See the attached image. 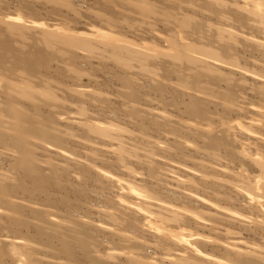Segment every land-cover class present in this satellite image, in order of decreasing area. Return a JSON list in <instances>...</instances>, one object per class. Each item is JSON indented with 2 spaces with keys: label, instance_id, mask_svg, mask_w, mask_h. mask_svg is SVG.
I'll return each instance as SVG.
<instances>
[{
  "label": "rangeland",
  "instance_id": "obj_1",
  "mask_svg": "<svg viewBox=\"0 0 264 264\" xmlns=\"http://www.w3.org/2000/svg\"><path fill=\"white\" fill-rule=\"evenodd\" d=\"M69 1L71 5L76 7L77 14L71 11L69 7L66 8L67 6H65L63 0H0V20L9 19L10 17L11 20L17 21L16 23L28 24L31 28L33 26L38 28L39 25L45 24L51 30L57 29L56 27H65L74 33L92 36L96 33L95 30L99 28L103 31L111 30L102 21L103 14H109L108 12L111 11L114 17L118 16L117 18L121 20L131 14V16H136L140 20L136 21L132 27H120V37L128 38L126 40H131L132 42H130L133 44L137 43V47H149V52L154 51L155 55L153 56L156 58H151V61H148V65L152 63L150 66L151 71L145 72L144 77L141 76L142 82H137V84L139 83L138 86L135 83V97L131 98L127 94L129 89L125 87L126 83L123 80L122 82L121 79H134L139 74L140 63L135 61L134 66L136 67L130 72V68L116 67L111 61H109L111 63H108V60L107 62L99 61L98 58L94 57L95 54L75 49L66 42L58 44L57 48L75 52L73 62L66 61V58L63 59L59 56L60 52L57 49L53 50L55 60L51 66L52 69L49 72H42L41 75L43 78H48L47 81L50 82L48 84L51 90L56 94V98H59L55 102L59 105V109L56 108L57 105L53 107L54 110H52V106L42 108L41 110L46 116L47 111L50 110H52V113L55 111L56 114L53 117L50 116L52 121L49 120L47 124L35 126L41 129L48 128L49 133H51L49 136L55 134L53 136L61 137L63 142L60 143L62 145L56 144L53 142V138L49 137V143L54 144L52 146L48 142L42 143L35 139V141L30 142V147L32 151L35 150V158L43 168L44 176L51 178L47 186L48 197L49 199L54 198L56 202L49 206L48 199L31 195L20 186L8 190L5 194L36 200L41 204L47 203L44 206L41 205V207L39 205L31 206L33 209L40 207L39 209L48 214L41 213L40 217L42 218L40 219L44 221L42 223L47 227L52 224L49 228L52 232L48 231L55 232L53 235L59 238L58 240L65 235L63 239L67 237L66 240L69 238L68 241L71 243L83 237H86L88 241L89 238H92L93 241H90L91 244L86 250L87 254L77 247L75 260L73 258L71 260L66 254H62L56 246L51 249L50 246L40 243L41 245H37L41 255H38V258L40 257L45 264H176L182 259L184 260L182 264H200L201 261L198 258L202 259L201 257L205 258L207 256V259H203L204 264H238L235 262V254L232 252L235 247L239 251L243 250L242 252H246V250L259 251L258 253L264 256V193L262 190L264 188V185H262L264 178H261L264 165V23H258V20L255 19L254 22L257 21L255 25L252 21L254 18L250 15L255 11L254 7L258 9L260 6L261 9L262 5L258 4V0H219L227 4L231 2L234 9L228 10L226 14H223L224 16L218 14L217 16L211 13L207 5L208 11L206 10V0L204 2L193 0L195 2L191 4L196 9L188 3V0H186L187 7L185 0H182L183 4L182 1L177 0L179 9H177L178 3L172 2L175 0H146L155 8V14L149 18L142 14L132 13L136 12L137 9V6H134L136 8L134 9L132 5H135L138 0H114L112 2L114 6L110 4L109 9L103 7L106 6L105 0ZM125 1L126 5L124 4ZM162 3H164L167 11L163 10L162 12L161 9H164ZM195 3H198V5H195ZM166 4H169L168 8ZM115 5L120 7H117L116 10ZM174 6H177L176 10ZM172 8L175 12L182 11V14L186 15L189 12L188 16L191 15L198 21L197 30L202 31L200 34V31H198L199 38H197L198 36L195 37L196 34L194 38L192 37V39H195V43H198L199 46L207 45L218 50L221 54L224 51L228 52V55L226 52H224L225 55H222L221 61L223 60L224 65L220 64L221 61L210 59L212 63L220 64L217 69L221 68L223 75L214 74L220 76L219 78L216 77L217 80L212 76L213 74L207 76V73H205V76L204 72H200L202 75L199 76L189 75L187 65L180 67L181 72L185 74L183 77L186 79H183L188 83L193 82L194 88L191 83L188 86L189 88L192 87L193 91H191L192 88L188 91L187 87V91H185V88L179 85L180 82L182 84V77L172 71L173 61L163 56V53L168 50L166 38L170 36L169 38L177 39L178 29L174 28V25L170 27V24L162 23L165 19H162L164 16L170 19L168 14L173 13L174 15V12H170ZM262 9H264V6ZM122 12L124 15H122ZM216 16L220 17L222 22ZM168 19L165 20L168 22ZM199 24L201 29L200 26L198 27ZM208 26L213 27L212 31L213 29L225 27V30L230 29V33L232 32L236 37L233 40H228V38H224L226 36L221 38L212 36V31ZM15 40L18 47L26 51L31 50V40ZM231 42L235 43L232 44ZM230 44L231 47H229ZM155 47L156 49L159 47L162 52L159 48V51H156ZM97 50L98 53L103 51L100 48ZM157 52L162 54L160 55ZM232 53L233 55H231ZM236 55L239 66L236 67L237 64L234 68V66H230L232 63L230 61ZM198 57L200 58V56ZM69 62L73 63L77 72L65 70ZM137 70L138 72H136ZM170 71L172 74H170ZM187 74L189 76H186ZM203 75L205 77H201ZM10 76L11 78L14 77L13 75ZM223 77H230L231 79L225 80ZM198 78H202L204 82L200 86L206 85L204 86L205 94L208 93L210 94L209 97H215L212 98V102V100L200 96L202 105L208 108L201 106V104L199 106L200 101H198V109H202L200 110V117H196L198 115L195 114V116L193 113L190 114L191 108L190 110L187 109L191 104L189 96H193V92H198L199 86L198 88L195 87L198 84ZM218 79H222L221 82ZM33 81L37 85L42 84L40 79L37 80L36 78ZM0 84L2 86L4 82H0ZM49 85L47 88H49ZM14 87V89H17L16 86ZM123 90H126V92H123ZM190 91L192 93H188ZM226 93L229 95H226ZM3 96L5 95L2 94L0 98L3 99ZM38 96H42V94H38ZM223 96H227L228 99ZM42 97L44 98V96ZM65 99L66 103L64 102ZM225 99L227 100L225 101ZM19 102L25 108H30H27L28 111L30 110L29 114L33 113L30 103L25 102L23 99H19L17 103ZM186 104L189 105L186 106ZM83 106L84 112L82 110ZM56 109H58L57 112ZM203 109L208 114L203 115ZM134 111H139V115L134 114L133 116L129 113H134ZM209 114L212 115L209 117ZM35 118L38 119L39 117L34 115ZM206 120L208 121L206 122ZM17 124L20 123L14 117H5L4 115L0 124V174L4 173L10 181L16 182L17 175L9 168L12 167L10 164L14 163L17 152H15L12 137L9 136V133L19 132ZM29 125L32 124L28 123ZM208 125L213 127V130L211 128L209 130ZM222 125L235 138L227 137L225 129L221 128ZM90 126L105 127L104 129H107V131H109L108 128L110 129L113 126L114 130L111 128L110 132L115 131L113 134L117 137L94 136L89 131ZM58 133L59 135H56ZM30 134L35 137L38 136L36 131H31ZM211 140L214 144L211 143ZM211 144L214 146H210ZM227 148L228 151L230 150L229 152ZM211 154L214 158H211ZM216 154L219 157L215 156ZM230 154L232 155L231 158L228 157ZM217 157L220 159H217ZM50 167L51 169L55 168L56 172L58 170V177L50 173ZM53 177L58 180H54ZM259 181L262 182V186H256L260 184ZM57 183L66 185L65 189H59ZM249 184L261 188H258L259 190L246 189ZM67 186L68 188H66ZM69 186L75 192L70 190ZM79 188L84 190V194L77 192ZM131 189L132 192L130 193ZM253 199L255 200L253 201ZM258 203L261 207L257 205ZM26 204L28 206L29 203ZM28 211H25V218L31 222L35 215H31ZM100 211H105L106 214L109 212L110 215L119 211L126 213L128 221L133 225L130 227L125 226L124 223H121L119 215H115L118 219L109 216L102 218L103 216L100 217ZM103 214L105 213L103 212ZM29 215L32 217L31 219H28ZM173 215L176 218L173 219ZM155 216H163L164 219H167L169 225L164 226L165 223L163 225L162 222H158L159 220ZM181 217L186 221L182 222ZM4 218H0V223L4 221ZM153 219L158 221L154 220L153 223ZM176 219L178 220L175 221ZM153 224L155 225L153 232L156 233V231L162 230L163 233L167 234L168 239L159 238L157 234L151 232L150 229H153ZM156 227L158 230H156ZM31 229L30 234L24 233L23 238L24 236H35L34 227ZM59 233L61 234L59 235ZM170 234L175 240L170 237ZM12 236H15L13 232L0 225V240L2 243L9 241L5 245L7 252H13L14 249L11 245ZM181 237H190L187 239L192 240L187 241L192 245L190 243L188 245L194 250L191 248L192 251L189 250L190 246H186L187 244L184 245L185 248L183 244L180 245L177 241ZM138 239L140 242H138ZM22 243L24 242L22 241ZM195 251L197 254H195ZM198 254H201V256ZM196 255L199 257L197 258ZM231 256L234 258V262L231 260ZM187 259L189 260L187 261ZM255 260L252 264H255ZM258 262L264 264L260 257L256 260L257 264Z\"/></svg>",
  "mask_w": 264,
  "mask_h": 264
},
{
  "label": "bare ground",
  "instance_id": "obj_2",
  "mask_svg": "<svg viewBox=\"0 0 264 264\" xmlns=\"http://www.w3.org/2000/svg\"><path fill=\"white\" fill-rule=\"evenodd\" d=\"M65 3V6H67L66 8H70V10L71 11H74L76 14H77V9H76V7L75 6H73V5H71V3H70V1L69 0H63ZM106 1V6H103V7H108L107 9H109V5L111 4H113L112 2H114V0H105ZM155 1V0H154ZM158 1V0H157ZM168 1H171V0H168ZM177 0H175V1H172V2H176ZM179 1H182V0H179ZM198 0H196V2H197ZM200 1V0H199ZM201 1H203L204 2V0H201ZM121 2V1H120ZM120 2H118V3H120ZM194 3L195 1H193V0H188V3ZM206 2V4H205V8H206V5L208 6L207 8L211 11V13L212 14H218V15H223L224 13L226 14L227 13V11L228 10H232V8L234 7V5H232L231 4V2L230 3H224V2H221V1H219V0H206L205 1ZM28 3V2H27ZM115 3H117V2H115ZM126 3V1L124 2V4ZM131 3V2H130ZM176 3H178V2H176ZM184 2L182 1V4H183ZM122 4V3H121ZM127 4V3H126ZM125 4V5H126ZM163 4V6H164V3H162ZM185 4H186V7H187V3H186V0H185ZM258 4L259 5H262L261 6V9H260V6H259V8L258 9H256L255 7H254V10L255 11H253L252 13L253 14H250L251 15V17L253 16V18H251V19H253L252 21L254 22V20L256 19V20H258V23H261V24H263L264 23V12L262 13V11L264 10V9H262L263 8V6H264V0L262 1V0H258ZM257 4V5H258ZM104 5V4H103ZM118 5V4H117ZM117 5H115L116 7V10H117V7H120V6H117ZM129 5V4H128ZM131 5V4H130ZM169 4H166V6H167V8L169 7L168 6ZM178 5V7L177 6H174V8H175V10H176V7H177V9H179V3L177 4ZM181 5V4H180ZM192 5V4H191ZM190 5V6H191ZM195 5H198V3L196 4L195 3ZM203 5H204V3H203ZM256 5V6H257ZM112 6H114V5H112ZM133 7L134 6H137V9L134 7V9H136V12H132V13H134V14H142V15H145V17H151L153 14H155V8H153L151 5H150V3H148L146 0H138V1H136V3H135V5H132ZM162 6V8H164V9H161L162 10V12H163V10H166V8H165V6L163 7ZM185 6V5H184ZM183 6V7H184ZM189 6V5H188ZM192 6H194V5H192ZM21 7V6H20ZM158 7V6H157ZM173 7V6H172ZM195 7V6H194ZM113 8V7H112ZM112 8H110V9H112ZM132 8V7H131ZM192 8V7H191ZM207 8H206V10H207ZM246 8V7H245ZM173 9V8H172ZM171 9V10H172ZM194 9V8H193ZM192 9V10H193ZM195 9H196V7H195ZM234 9V8H233ZM113 10V9H112ZM170 10V12H174V15H173V13L171 14V13H167L168 15H170L169 17H170V19H168V17H166V16H164L162 19H168V22H167V20H165L164 19V21L162 22V23H164V22H166V24H170V27H171V25L173 26L174 25V28H177L178 30H177V39H172L173 37V35L171 36L172 38H166L167 39V42H168V50H167V52H165V53H163L164 55L163 56H165V57H168V58H170V60H172L173 61V63H174V67L172 66V71L175 73V74H178V75H180V77H182V79H181V81H182V84H181V82H180V84L179 85H181L183 88H185V91H187L186 90V87L188 88V91H189V89H191L192 87H193V85H192V83L193 82H190L191 83V85H192V87L191 88H189L188 86L190 85V83H188L185 79V77H183L185 74H183L182 72H181V68H182V66H184V65H187L188 66V68L187 69H189L188 71L189 72H187V73H189V75H193V76H199L201 73L200 72H204L203 74H205V73H207V76H208V74H213L212 76H214V78H216V77H220V76H222L223 75V73L221 72V68L218 70L217 68V66H220V64H223V60L221 61V59L223 58V54H224V52H226V51H224L223 52V54H221L220 52H218V50H215V49H213V48H210V47H208L207 45L206 46H204V45H202V46H199V44L198 43H195L194 42V40L195 39H192V37L194 38V36H195V34H196V36L195 37H197L198 35V31H200L199 32V34L201 33V31L202 30H197V24H198V21L197 20H195V17L193 18V17H191V15L190 16H188V14H189V12H188V14L186 15V14H182L183 12L182 11H180L179 13H178V11H176L175 12V10L173 9L172 11ZM189 10V9H188ZM198 10V9H197ZM204 10V9H203ZM202 10V11H203ZM206 10H205V12H206ZM119 11H120V9H119ZM122 11V10H121ZM167 11V10H166ZM166 11H164V12H166ZM201 11V12H202ZM208 11V10H207ZM209 11V12H210ZM260 11H261V13H260ZM114 12V11H113ZM185 12V11H184ZM186 12H187V10H186ZM109 14H106V15H104L103 14V19H102V21L105 23V25L107 26H109L110 28H111V30L109 29V30H107V31H109V32H107V31H103V29H97V30H95V34H92V36H93V38H91L90 36H88V35H86V34H82V33H74L73 31H71L70 29H67V28H58V27H56L57 29H55V30H51V29H49L50 27H47V26H45V24H41L42 26H40L39 25V27L37 28V27H35L34 28V26L31 28L28 24L27 25H25V24H19V22L18 23H16L15 21H13V20H11L10 19V17H9V19L7 18H4V19H1L0 20V82H4V85H2L1 86V84H0V96L3 94V95H5V96H3V99L2 98H0V124H1V121H2V117H3V115L5 116V117H10V116H12V117H14L16 120H18L19 121V123L20 124H17V126L19 127V132L18 133H9V136L10 137H12L11 139H12V144H14L13 146H14V148H15V152H17V155H16V157L14 158V157H12V158H14V163L11 165L10 164V166H12L11 168H9L10 169V171H12V172H14L16 175H17V178H16V180H17V182L16 181H10L9 179H8V177L6 176V175H4V173L2 174H0V209H1V212H0V218H4L3 220V222L2 223H0V225L4 228H7V230H9V231H11V232H13L14 234H15V236H12L13 237V239H11L12 240V246H13V252L12 251H9V252H7L6 250H5V248H6V243L8 242L9 243V241H7L6 243H5V241H4V243H2V241L0 240V264H45L44 262H42L41 261V258L39 259L38 258V255H40V252H39V250H38V246L39 245H41L40 243H44L45 245H48V246H50V248L51 249H53L55 246L56 247H58L59 248V250H60V252L62 253V254H66V255H68L70 258H71V260H72V258L74 259L75 258V251H76V249H77V247L78 248H80V249H82L86 254H87V252H86V250H87V248L90 246V244H91V240H92V238L90 239L89 238V241H88V239H86V237L84 238H79V240L78 239H76L75 240V242H73V243H71V242H69L68 240H70L69 238H68V240H66V238L65 239H63L64 237H65V235L63 236V238H61L60 240H58L59 238H56V236L55 235H53V233H55V232H53V233H51L52 231L51 230H49V228H50V226L52 225V224H50V222H49V224H50V226L49 227H47V226H45V224L44 223H42V222H44V221H42V219H40V218H42V217H40L41 216V213H43V214H46V215H48L47 213H45L43 210H41V209H39L40 207H41V205H46L47 203L49 204V206H50V204H55L54 202H56V201H54V198H52L51 196V198L52 199H49V194H48V189H47V186H48V184H49V182H50V180H51V178H48V177H46V176H44V170H43V168L39 165V163H38V161H37V159L35 158V155L36 154H34V151H32V148L30 147V142L31 141H35V139L37 140V141H40V142H42V143H49V141H48V138L49 137H52L53 138V142L54 143H58V144H60L61 142H63V140H61L62 138L61 137H59V136H53V135H55V134H52V136H49V134H51V133H49V129L48 128H45V129H41L40 127H37L38 125H41V126H43V125H45V123L47 124L48 123V121L50 120V121H52V119H51V117H53L56 113H52V110H54L55 108H53V107H55L56 105H57V107L56 108H58L59 109V105L58 104H56L55 102H56V100L57 99H59V98H56V94L54 93V91H52L51 90V88H50V85L48 84V83H50V82H48L47 81V79L48 78H43V76L41 75V73L42 72H49V71H51V66L53 65V63H54V60H55V57H54V51L53 50H55V49H57L59 52H60V55L59 56H61L63 59L64 58H66V61L67 60H69V61H71V62H73V59L75 60V56H74V54H75V52H73V51H64V50H62V49H59V48H57V46H58V44H60V43H62V42H66V43H68L71 47H75V49H79V50H84V51H86L87 53H90V54H95L94 55V57L95 58H98L99 59V61L100 60H102V61H106L107 62V60H108V63H114L115 65L114 66H124V67H127V68H130L129 69V71L131 72L132 71V69L133 68H135L136 66H134V64H135V61L137 62V63H140L139 64V69H140V71L138 72V70L136 71V72H138L139 74H137V76H135L134 77V79H131V80H128V79H126V78H122L121 79V81L123 80L126 84H125V87L127 88V89H129V91H128V95L132 98V97H135L134 95H135V88H134V85H135V83H136V85L138 86V84H137V82H142L141 80V76H143V75H145L146 73L145 72H149V71H151L150 69V66H151V62H149V63H151L150 65H148V61H151V58H154L155 56H153V55H155V53H153L154 51H152V53H150L149 52V47H145V46H142V47H137L136 46V44H133V43H131L130 41H127L126 39H128V38H125V37H120V35H121V31L119 30V28L120 27H125V26H128V27H132L135 23H136V21L138 22V20H140L139 18L137 19V17L136 16H131V14H129V15H127L126 17H125V19L124 20H121L120 18V20L115 16H113V14L111 13V11L110 12H108ZM123 13V12H122ZM208 13V12H207ZM210 13V14H211ZM231 13V12H230ZM229 13V14H230ZM251 13V12H250ZM260 13V14H259ZM162 14V13H161ZM261 14H263V15H261ZM116 15H118V14H116ZM120 15V14H119ZM122 15H124V13L122 14ZM163 15V14H162ZM162 15H161V17H162ZM165 15V14H164ZM217 15V16H218ZM231 15V14H230ZM237 15H239V14H237ZM80 16V15H79ZM193 16V15H192ZM216 16V18H218V20L220 19V22H222L221 21V18L220 17H217ZM224 16V15H223ZM236 16V15H235ZM141 17V16H140ZM142 17H144V16H142ZM160 17V16H159ZM160 17V18H161ZM204 17V16H203ZM237 17V16H236ZM148 18V19H149ZM211 18V17H210ZM227 18V17H226ZM202 19H204V18H202ZM206 19V18H205ZM208 19V18H207ZM224 19H225V17H224ZM247 19V18H246ZM22 21H23V19H21ZM145 20V19H144ZM144 20H143V22H144ZM210 20V19H209ZM27 21V20H26ZM157 21H161V20H157ZM211 21V20H210ZM226 21H227V19H226ZM226 21H225V23H226ZM249 21V20H248ZM140 22V21H139ZM142 22V21H141ZM142 22V23H143ZM205 22V21H204ZM224 22V21H223ZM228 22V21H227ZM257 21H255L254 22V24L256 23ZM27 23V22H26ZM46 23V22H45ZM153 23V22H152ZM239 23H240V21H239ZM257 23V25H259ZM140 24V23H139ZM218 24V23H217ZM220 24V23H219ZM218 24V25H219ZM230 24V23H229ZM243 24H244V22H243ZM165 25V24H164ZM204 25V24H203ZM212 25H213V23H212ZM256 25V24H255ZM139 26V25H138ZM166 26V25H165ZM169 26V25H168ZM200 26V24L198 25V27ZM215 26H217V25H215ZM238 26H240V25H238ZM245 26V25H244ZM150 27V26H149ZM169 27V28H170ZM228 27V26H227ZM259 27H260V25H259ZM151 28V27H150ZM153 28V27H152ZM164 28V27H163ZM208 28H210L211 29V31H212V26L211 27H209L208 26ZM214 28H217V27H214ZM225 28V27H224ZM224 28H218V29H213V31H212V36H218V37H222V36H226V37H224V38H228V40H233V39H235V37H236V35H234V34H232V32L230 33V29L229 30H225ZM243 28V27H242ZM200 29H201V26H200ZM203 29V28H202ZM149 30H151V29H149ZM148 30V31H149ZM168 30V29H167ZM259 30H260V28H259ZM229 31V32H228ZM249 31H250V29H249ZM254 31V30H253ZM207 32V31H206ZM209 32V31H208ZM209 33V34H210ZM253 33V32H252ZM204 34V33H203ZM206 34V33H205ZM204 34V35H205ZM210 34V35H211ZM255 34H256V32H255ZM258 34V33H257ZM82 35H84V36H82ZM162 35V34H161ZM207 35H208V33H207ZM207 35H206V37H207ZM248 35V34H247ZM252 35V34H251ZM159 36H160V34H159ZM240 36V35H239ZM200 36H198L197 38H199ZM205 37V36H204ZM209 37V36H208ZM18 39V40H20V41H22V40H25V39H27V40H31V42H32V46H31V50H29V51H26V50H23L21 47H18L16 44H15V39ZM214 38V37H213ZM206 39V38H205ZM211 39V38H210ZM241 39V38H240ZM217 40V39H216ZM227 40V41H228ZM253 41V40H252ZM255 41V40H254ZM222 42V41H221ZM238 42V41H237ZM240 42V41H239ZM242 42V41H241ZM256 42H258V41H256ZM232 44L233 43H235V42H231ZM215 44V43H214ZM226 44V43H225ZM229 44V43H228ZM252 44V43H251ZM255 44H257V43H255ZM138 45V44H137ZM151 45V44H150ZM153 45V44H152ZM156 45V44H155ZM166 45V46H167ZM210 45V44H209ZM235 45V44H234ZM249 45V44H248ZM65 46V45H64ZM204 46V47H203ZM211 46V45H210ZM213 46V45H212ZM250 46V45H249ZM253 46V45H252ZM258 46H260L259 44H258ZM264 46V45H263ZM229 47H231V44L229 45ZM251 47V46H250ZM64 48V47H63ZM102 49L103 51L102 52H99L98 53V50L97 49ZM153 48V47H152ZM152 48H151V50H152ZM159 48V47H158ZM156 49V47H155V49H156V51H159V49ZM255 48V47H254ZM264 48V47H263ZM223 49V48H222ZM226 49V48H225ZM224 49V50H225ZM232 49V48H231ZM238 49V48H237ZM251 49H253V48H251ZM56 50V52H58ZM60 50H62V51H60ZM97 50V52H95ZM228 50V49H227ZM160 51L162 52V50L160 49ZM164 51V50H163ZM231 52H232V50H231ZM158 54H160L159 52H157ZM157 53H156V55H157ZM227 53V55H228V52H226ZM236 53V52H235ZM262 53V52H261ZM162 54V53H161ZM160 54V55H161ZM225 55V54H224ZM226 55V57L228 58V56ZM230 55V54H229ZM231 55H233V53L231 54ZM235 55V54H234ZM198 56H200V58L198 57ZM225 57V56H224ZM239 57V56H238ZM156 58V57H155ZM230 58V57H229ZM263 58H264V56H263ZM167 59V58H166ZM210 59H213V61H215V60H217L218 62H220V64L219 65H217V64H215L214 62V64L210 61ZM154 60V59H153ZM152 60V61H153ZM109 61H111V62H109ZM158 61V60H157ZM71 62H69V64L68 65H66L67 67L65 68V70H67L68 72H77V70H75V66L73 65V63H71ZM230 62H232L231 63V67L232 66H234V68H235V66L239 63L238 62V58H237V55H236V57H234L233 58V60H231ZM224 65V64H223ZM8 66H9V68H8ZM134 66V67H133ZM216 66V67H215ZM222 66V65H221ZM239 66V64L236 66V67H238ZM76 67H77V65H76ZM123 67V68H124ZM181 67V68H180ZM223 67V66H222ZM185 68H186V66H185ZM64 69V68H63ZM231 69V68H230ZM233 69V68H232ZM244 69V68H243ZM81 70V69H80ZM153 71V70H152ZM63 72H65V71H63ZM222 74H221V73ZM248 72V71H247ZM66 73V72H65ZM152 73V72H151ZM217 73H219V75L220 76H216V75H214V74H217ZM245 73V72H244ZM75 74H77V73H75ZM170 74H172L171 73V71H170ZM225 74V73H224ZM10 75H13L14 77H12L11 78V76ZM188 74L186 75V76H189ZM202 75V74H201ZM218 75V74H217ZM41 76V77H40ZM45 76V75H44ZM148 76V75H147ZM153 76V78H154V74L152 75ZM172 76V75H171ZM205 76H206V74H205ZM204 75L203 76H201V77H205ZM227 76V75H226ZM74 77H76L75 75H74ZM126 77V76H125ZM144 77V76H143ZM179 76H178V78H180ZM13 78H16V79H13ZM36 78H37V80L38 79H40L41 81H42V84L41 85H37V83L35 84V81H33V79H35L36 80ZM119 78V77H118ZM183 78H185V79H183ZM222 78V77H221ZM256 78V77H255ZM187 79H189L188 77H187ZM223 79H231L230 77H223ZM196 81H197V79H195ZM216 80H217V78H216ZM219 81L220 80H222V79H218ZM122 81V82H123ZM146 81V80H145ZM145 81H144V83H145ZM149 81V80H148ZM154 81V80H153ZM192 81V80H191ZM194 81V80H193ZM38 82H40V81H38ZM198 84H196V88H198V86H199V88H198V92H193V96H189V101H191V104L189 105V104H186V106L187 105H189L188 107H187V109H189L190 110V108H191V110L189 111L190 112V114H196V115H198V116H196V117H200L201 116V112H200V110H202V109H198V105H197V103H198V101H200V96H203V98H207L208 100H212V102H213V99L215 98H213L212 96L211 97H209V95L210 94H205L206 92H205V87L204 86H206V85H203V86H200L201 84H202V82H203V80H202V78H198ZM221 82V81H220ZM200 83V84H199ZM204 83V82H203ZM21 85H24V86H21ZM47 85V86H46ZM48 85H49V88H47L48 87ZM14 86H16L17 87V89H14L15 87ZM124 86V85H123ZM145 86V85H144ZM44 87H45V89H44ZM181 87V88H182ZM194 88V87H193ZM193 88L191 89V91H193ZM195 88V89H196ZM133 91H132V90ZM152 89V88H151ZM157 89V88H156ZM184 90V89H183ZM126 92V90H123V92ZM132 91V92H131ZM188 92V93H192V92ZM2 93V94H1ZM36 93H38V94H42V96H44V98L42 97V96H38V94L37 95H35ZM184 93V92H183ZM67 94V93H66ZM83 94H84V92H83ZM215 94H216V92H215ZM225 94V93H224ZM126 95V94H125ZM124 95V96H125ZM128 95H127V97H128ZM184 95V94H183ZM192 95V94H191ZM226 95H229V94H227L226 93ZM38 96V97H37ZM79 96V95H78ZM81 96V95H80ZM184 96H186V95H184ZM196 96H199V97H196ZM41 97V98H40ZM82 97V96H81ZM85 97V96H84ZM126 97V98H127ZM223 97H227V96H223ZM46 98V99H45ZM209 98H211V99H209ZM213 98V99H212ZM222 98V97H221ZM19 99H23V100H25V102H28V103H30L31 105H32V110H33V113L31 114H29V111H28V109H30V108H25L23 105H21L20 103L22 102H19V103H17L18 102V100ZM45 99V100H44ZM85 99H86V97H85ZM227 99H228V97H227ZM227 99H225V101L227 100ZM17 100V101H16ZM46 100H49V101H46ZM128 101H129V99H127ZM126 100V101H127ZM53 101V102H52ZM110 101V100H109ZM42 102H43V104H42ZM62 102V101H61ZM65 103H66V99H65V101H64ZM64 103V104H65ZM130 103V102H129ZM188 103V102H187ZM227 103V102H226ZM55 104V105H54ZM111 104V103H110ZM128 104V103H127ZM200 104H201V106H203L202 105V102L200 101V103H199V106H200ZM213 104V103H212ZM42 105H43V107H42ZM129 105V104H128ZM28 106H29V104H28ZM45 106H48V107H50V106H52L51 108H52V110H50V111H47L48 113L50 112V114H48L47 112H45V113H47V116L46 115H44V113L42 112V108H44ZM220 106H221V103H220ZM262 106V105H261ZM203 107H206L207 108V106H203ZM46 108V107H45ZM127 108V107H126ZM130 107L128 106V109H129ZM178 108V107H177ZM58 109H56V112H57V110ZM208 109V108H207ZM45 110V109H44ZM43 110V111H44ZM82 110H83V112H84V106H83V108H82ZM130 110V109H129ZM148 110V109H147ZM210 111V110H209ZM132 112H133V110H132ZM132 112H129L131 115H133L134 116V114L135 115H139V113L137 112V111H134V113H132ZM136 112H137V114H136ZM187 113H189L188 111H186ZM262 112V111H261ZM260 112V113H261ZM202 113H203V115L205 114H208V112L205 110L204 111V109H203V111H202ZM211 113V112H210ZM83 114H85V113H83ZM200 114V115H199ZM34 115L35 116H38L39 118L38 119H34ZM194 115H192L193 117H195ZM203 115H202V117H203ZM210 115H212V114H209V117H210ZM260 115V114H259ZM51 116V117H50ZM50 117V118H49ZM167 117V116H166ZM207 117V116H206ZM88 119V118H87ZM207 119V118H206ZM194 120H195V118H194ZM224 120V119H223ZM153 121V120H152ZM162 121V120H161ZM208 120H206V122H207ZM220 121V120H219ZM31 123L32 125H29L28 126V123ZM174 122V121H173ZM178 122V121H177ZM191 122V121H190ZM224 122V121H223ZM222 122V123H223ZM221 123V124H222ZM23 124H27V125H23ZM156 124V123H155ZM173 124H175V123H173ZM35 125H37V126H35ZM125 125V124H124ZM225 125V124H224ZM113 127V126H112ZM112 127H110V129L108 128V130L109 131H107V129H104V128H102V127H94V126H90L89 127V131L91 132V133H93L94 134V136L96 135H100V136H105V137H114L115 135L113 134V133H115V131L113 132V133H111L110 132V130H112L113 128ZM177 127V126H176ZM216 127V126H215ZM230 127V126H229ZM229 127H228V129H229ZM85 128V127H84ZM112 128V129H111ZM177 128H179V127H177ZM207 128V127H206ZM208 128H209V130H210V128H211V130H213V127H211L210 125H208ZM217 128V127H216ZM215 128V129H216ZM221 128H224L225 129V134L227 135V137H229V138H235V136H233L232 134H230V132L228 131V130H226L227 128H225L223 125H222V127ZM244 128V127H243ZM198 129H199V127H198ZM218 129V128H217ZM114 130V129H113ZM175 130V129H174ZM31 131H36L37 132V134H38V136H31V134H30V132ZM177 131V130H176ZM183 131V130H182ZM208 131V130H207ZM89 132V133H90ZM93 134H92V136H93ZM224 134V133H223ZM6 135V134H5ZM5 135H4V137H5ZM8 135V134H7ZM6 135V136H7ZM56 135H59V133L58 134H56ZM86 135V134H85ZM118 135V134H117ZM8 136V137H9ZM7 137V138H8ZM9 137V138H10ZM117 136H115V138H116ZM138 138V137H137ZM228 138V139H229ZM182 139V138H181ZM180 140V139H179ZM214 141H216L215 139H214ZM236 142V141H235ZM36 143V142H35ZM38 143V142H37ZM211 143L212 144H214L213 143V140H211ZM224 143V142H223ZM49 144H51L52 145V143H49ZM64 144V143H63ZM210 145V146H214V145ZM234 144V143H233ZM35 145V144H34ZM54 145V144H53ZM52 145V146H53ZM60 145H62V144H60ZM243 145V144H242ZM55 146H58V145H55ZM59 147V146H58ZM228 147V146H227ZM239 147V146H238ZM247 147V146H246ZM213 149V148H212ZM216 149V148H215ZM10 150V149H9ZM157 150V149H156ZM227 151H228V148H227ZM230 151V150H229ZM228 151V152H229ZM12 152H13V150H12ZM131 152V151H130ZM215 152V151H214ZM227 152V153H228ZM11 153V152H10ZM9 153V154H10ZM199 153V152H198ZM234 153V152H233ZM220 154V153H219ZM235 154V153H234ZM12 155V154H11ZM13 156V155H12ZM186 156V155H185ZM203 156V155H202ZM211 158H214V156H213V154H211ZM215 156H218L219 157V155H215ZM231 154L230 155H228V157H230L231 158ZM210 157V156H209ZM217 157V159H220V158H218ZM221 157V156H220ZM235 159H236V157H235ZM249 160V159H248ZM152 161V160H151ZM214 161H215V159H214ZM262 161V160H261ZM219 162V161H218ZM237 162V161H236ZM256 162V161H255ZM251 163V162H250ZM197 164V163H196ZM206 164V163H205ZM261 164V163H260ZM208 165V164H207ZM260 166V165H259ZM155 167V166H154ZM243 167V166H242ZM256 167V166H255ZM124 168V167H123ZM260 168V167H259ZM261 169V168H260ZM153 170V169H152ZM155 170V169H154ZM262 172L261 173H263L260 177L261 178H264V165H263V168H262ZM50 173H53V174H55L56 176H57V172H58V170H57V172H56V170H55V168H52L51 169V167H50ZM98 172V171H97ZM101 173H102V171H101ZM100 173V174H101ZM102 175V174H101ZM234 175V174H233ZM58 177V176H57ZM109 177V176H108ZM259 177V176H258ZM53 178H55L54 180H58L56 177H53ZM230 178V177H229ZM259 179V178H258ZM256 180H257V178H256ZM259 180H262V179H259ZM238 181H239V179H238ZM262 181H264V179L262 180ZM241 182V181H240ZM10 183V184H9ZM249 183V182H248ZM259 183H260V181H259ZM258 183V184H259ZM58 184V188L59 189H65L64 187L66 186V185H62V184H60V183H57ZM129 184V183H128ZM227 184V183H226ZM245 184V183H244ZM262 184V182L259 184V185H256V186H260ZM70 185V184H69ZM262 185H264V182H263V184ZM261 185V186H262ZM18 186H20L24 191H28V193L29 194H31V195H36V196H41V197H44L45 199H48L47 200V203L46 204H41V203H39L38 201H36V200H32V199H27V198H19V197H16V196H7L5 193L8 191V190H10V189H12V188H17ZM71 186H72V184H71ZM130 186V185H129ZM256 186L254 187V186H251L250 184L247 186V188L246 189H250L251 188V190H257L258 188H261V187H257L256 188ZM151 187V186H150ZM66 188H68V186L66 187ZM69 188H70V186H69ZM253 188V189H252ZM70 190H72V191H74L75 192V190H73L72 188H70ZM259 190V189H258ZM263 190V193H264V188L262 189ZM151 191V190H150ZM77 192L80 194H84V190L82 189V188H79V190H77ZM76 192V193H77ZM130 193L132 192V189H131V191H129ZM254 192V191H253ZM146 193H147V191H146ZM256 193V192H255ZM258 193V192H257ZM78 194V195H79ZM148 194V193H147ZM146 194V195H147ZM227 194V193H226ZM145 195V194H144ZM143 195V196H144ZM258 196V195H257ZM136 197H138V196H136ZM156 197H157V195H156ZM145 198H147V197H145ZM155 198V197H154ZM89 199V198H88ZM139 199V198H138ZM157 199V198H156ZM159 199V198H158ZM257 199V198H256ZM144 200V199H143ZM255 199H253V201H254ZM258 200V199H257ZM256 200V201H257ZM260 201V200H259ZM258 201V202H259ZM29 203L28 204V206H27V204L26 203ZM122 202V201H121ZM143 202V201H142ZM59 203V202H58ZM65 203V202H64ZM68 203V202H67ZM157 203V202H156ZM52 204V205H53ZM201 204V203H200ZM31 205H39L40 207H38V209H33V207L31 206ZM65 205H67V204H65ZM126 205V204H125ZM255 205V204H254ZM259 207H261V205L258 203L257 204ZM115 206V205H114ZM32 207V208H31ZM258 207V208H259ZM37 208V207H36ZM125 208V207H124ZM107 209V208H106ZM122 209V208H121ZM133 209V208H132ZM144 209V208H143ZM2 210H3V213H5V214H3L2 213ZM26 210H29L28 212L31 214V215H35V218L34 219H32V221L31 222H29L25 217H26ZM124 210V209H123ZM184 210H186V209H184ZM238 210V209H237ZM191 211V210H190ZM103 212L105 213V214H103ZM121 211H119L118 213H116V214H111L110 215V213L108 212L107 214H106V212L105 211H100V217H102V218H106V217H114L115 219H118V217L116 218L115 217V215H119V219H120V221H122L121 223H124V225L125 226H131V225H133V224H130V222L128 221V219H127V215H126V213H123V212H121V214H119ZM132 212V211H131ZM186 212V211H185ZM2 213V214H1ZM163 213V212H162ZM201 213V212H200ZM193 214V213H192ZM28 215V214H27ZM177 215V214H176ZM30 216V215H29ZM44 216V215H43ZM154 217V216H153ZM157 219H153V223H154V220L155 221H158V222H162V224L164 225V223H165V225L164 226H168L169 225V223H167V219H164L163 218V216H155ZM169 217V216H168ZM198 217V216H197ZM32 217L30 216L28 219H31ZM50 218V217H49ZM51 218H52V215H51ZM71 218V217H70ZM101 218V219H102ZM174 218H176V216L175 215H173V219ZM201 218V217H200ZM46 219V218H45ZM73 219V218H72ZM171 219V218H170ZM181 219V221L182 222H184V221H186V220H184L183 219V217H181L180 218ZM47 220H48V216H47ZM53 220V219H52ZM150 220V219H149ZM178 219H176L175 221H177ZM196 220H198V219H196ZM151 222V221H150ZM53 223V222H52ZM44 224V225H43ZM150 224V223H149ZM167 224V225H166ZM56 225V224H55ZM59 225V224H58ZM154 225V224H153ZM53 226H54V223H53ZM32 227H34V233H35V236L34 237H32L31 235L30 236H24V238H23V235H24V233H28V234H30V229L32 228ZM46 227V228H45ZM60 227V226H59ZM149 227V226H148ZM151 227V226H150ZM161 227V226H160ZM207 227V226H206ZM48 228V229H47ZM152 228V227H151ZM154 228H155V225H154V227H153V229L151 230L150 229V231L151 232H153V230H154ZM157 228V227H156ZM163 228V227H162ZM161 228V229H162ZM47 229V230H46ZM160 229V228H159ZM163 229H165V228H163ZM32 230V229H31ZM51 231V232H49V231ZM156 230H158V228L156 229ZM55 231H56V227H55ZM58 231V230H57ZM56 231V233L58 234V232ZM32 232V231H31ZM60 232H61V230H60ZM136 232V231H135ZM177 232V231H176ZM33 233V234H34ZM64 233V232H63ZM153 233H155V232H153ZM181 233V232H180ZM56 234V235H57ZM61 233H59V235H60ZM81 234V233H80ZM155 234H157L158 236H159V238H162V239H168L167 237H166V233L164 232L163 233V231L161 230V231H156V233ZM177 234V233H176ZM252 234V233H251ZM83 235V234H82ZM182 235H184L183 233H182ZM194 235V234H193ZM218 235V234H217ZM58 236V235H57ZM162 236H165V237H162ZM169 236V235H168ZM173 236H174V234H173ZM7 237H9V236H7ZM170 237H172L171 236V234H170ZM183 237V236H182ZM180 238V240L179 241H177V242H179L180 243V245H182L183 244V246L184 245H186V246H190V245H188L190 242L189 241H191V240H189V239H187V238H190V237H187V238ZM222 237V236H221ZM88 238V237H87ZM138 238V237H137ZM140 238V237H139ZM170 239V238H169ZM172 239L173 240H175L174 239V237H172ZM172 239H170V240H172ZM177 239V238H176ZM183 239H185V240H183ZM237 239V238H236ZM131 240V239H130ZM172 240V241H173ZM187 240H189V241H187ZM198 240V239H197ZM199 240H200V238H199ZM198 240V241H199ZM17 241H21V242H17ZM22 241L24 242V243H22ZM44 241V242H43ZM71 241H72V239H71ZM93 241V240H92ZM195 241V240H194ZM203 241V240H202ZM29 242V243H28ZM138 242H140L139 241V239H138ZM175 242V241H174ZM176 242V243H177ZM193 242V241H192ZM200 242V241H199ZM11 243V242H10ZM30 243H32V244H30ZM94 243V242H93ZM130 243V242H129ZM128 243V244H129ZM132 243V242H131ZM198 243V242H197ZM201 243V242H200ZM239 243H241V242H239ZM191 245H192V243H190ZM207 244V243H206ZM30 245V247H28ZM38 245V246H37ZM134 245V244H133ZM139 245H140V243H139ZM201 245V244H200ZM32 246V247H31ZM186 246H184V248L186 247ZM40 247H42V246H40ZM45 247V246H44ZM126 247V246H125ZM135 247V246H134ZM133 247V248H134ZM191 246L188 248L189 250H191V249H193V248H191ZM40 249V248H39ZM238 248H236L235 247V250L233 249V251L232 252H234L233 254H235V256H234V258L236 259L235 260V262H237L238 264H240V262H241V264L242 263H244V264H252L253 263V260H257V258L259 259V257L262 259V262H264V256H262V254L261 253H258L257 251H247L246 250V252L244 251V252H242L243 250H241V251H239V250H237ZM20 250V251H19ZM194 250V249H193ZM43 251V250H42ZM98 251V250H97ZM192 251V250H191ZM59 252V251H58ZM43 253V252H42ZM194 253V252H193ZM207 253V252H206ZM53 254V253H52ZM56 254V253H55ZM58 254H60V253H58ZM61 254V255H62ZM195 254H197L196 253V251H195ZM231 254V253H230ZM198 255H200L201 256V254H198ZM41 256V255H40ZM58 256V255H57ZM56 257V256H55ZM196 257H197V255H196ZM199 257V256H198ZM197 257V258H198ZM24 258V259H23ZM94 258V257H93ZM188 258L190 259V256L188 255ZM202 259H200V257L198 258L201 262H202V264H204L203 262V259H207V256H205V258L204 257H201ZM231 258H232V256H231ZM230 258V259H231ZM234 258H232L231 260L234 262ZM43 259V258H42ZM189 259H187V261L189 260ZM198 259H196L197 261H198ZM208 259H210V258H208ZM223 259V258H222ZM229 259V258H228ZM70 260V261H71ZM75 260V259H74ZM73 260V261H74ZM144 260V259H143ZM179 260V259H178ZM191 260V259H190ZM256 260H255V264H257L256 263ZM140 261H142V260H140ZM209 261V260H208ZM258 261H260V260H258ZM50 262V261H49ZM76 262V261H75ZM74 262V263H75ZM96 262V261H95ZM182 262L184 263V260L182 259V261L180 260V262H177L178 264H182ZM201 262H200V264H201ZM205 262H207L206 260H205ZM47 263V262H46ZM70 263V262H69ZM176 263V264H177ZM194 263V262H193ZM207 263H209V262H207ZM76 264V263H75ZM143 264V263H142ZM197 264V263H196ZM199 264V263H198ZM206 264V263H205ZM234 264H236V263H234ZM258 264H259V262H258ZM262 264V263H261Z\"/></svg>",
  "mask_w": 264,
  "mask_h": 264
}]
</instances>
